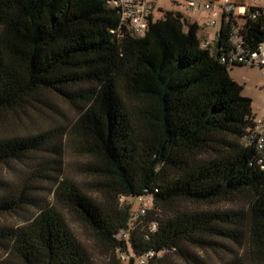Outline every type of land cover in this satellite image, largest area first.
<instances>
[{
    "label": "trees",
    "instance_id": "16d2710c",
    "mask_svg": "<svg viewBox=\"0 0 264 264\" xmlns=\"http://www.w3.org/2000/svg\"><path fill=\"white\" fill-rule=\"evenodd\" d=\"M162 12L135 36L106 0H0V114L35 109L43 92L73 107L67 134L96 193L55 176L48 202L28 179L0 181V218H22L0 224V264H95L64 213L126 264L148 251L152 264H175L171 255L186 264H264L252 101L220 61L230 26L221 21L215 44L202 48L195 23ZM245 28L251 46L264 41L259 23ZM57 136L0 137V165L58 154ZM139 196L151 204L134 218L130 199ZM223 243L241 246L244 258L194 255Z\"/></svg>",
    "mask_w": 264,
    "mask_h": 264
},
{
    "label": "rangeland",
    "instance_id": "374dc122",
    "mask_svg": "<svg viewBox=\"0 0 264 264\" xmlns=\"http://www.w3.org/2000/svg\"><path fill=\"white\" fill-rule=\"evenodd\" d=\"M158 6L162 9H158ZM166 10L179 12L184 18H187L188 13H190L184 10L180 0H157L153 6V20L160 18L162 11ZM220 23L221 20L218 17L215 27L219 29ZM228 71L229 75L242 85L243 95L251 99L252 113L255 114V118H262L264 115V75L260 69L235 65L228 68ZM74 114L73 107L47 92H43L38 96L35 109L26 110L25 112L8 111L0 114V137L31 136L48 132L58 135L56 140L53 141L58 149V154L51 153V151H42L41 153L29 155L21 161L0 165V181L5 185H15L28 179L36 187L34 191L36 196L44 201L52 202L55 183L53 177H67L73 180L83 192L96 197V193H93L91 188L93 178L81 170V166L86 163L87 158L75 149L73 140L67 134ZM38 169L42 171V177H39ZM130 201L134 209L137 210L138 202L132 198ZM150 204L146 203V207L149 208ZM231 207V204L220 203L215 208L225 210ZM64 216L75 236L90 250L95 264H126L124 256L117 253H106L105 250L99 248L91 240L87 229L74 217L66 213H64ZM21 221L22 218L17 215L0 218V224H15ZM223 244L224 247L213 246L208 249H195L193 252L196 258L207 263L219 262L233 255L244 258V249L241 246ZM244 260L247 261V259ZM171 261L175 264H186L174 255H171Z\"/></svg>",
    "mask_w": 264,
    "mask_h": 264
},
{
    "label": "built area",
    "instance_id": "2783aa9c",
    "mask_svg": "<svg viewBox=\"0 0 264 264\" xmlns=\"http://www.w3.org/2000/svg\"><path fill=\"white\" fill-rule=\"evenodd\" d=\"M184 9L197 12L200 8L208 13L205 19V26L212 27L217 24V18L229 24V47L221 54L220 61L227 66L257 67L264 75V41L251 46L246 38V26L248 23L257 22L264 30V0H247L242 5H236L230 0H217L216 10H213L211 3L203 0H180ZM106 3L118 10L120 23L127 31L135 36H142L147 30L148 21L153 15V0H106ZM114 32V31H112ZM218 35V34H217ZM217 38V36H216ZM210 42L202 41L201 47L207 48ZM255 138V145L260 153L258 163L264 169V115L255 120L250 139ZM136 201L139 206L135 210L134 218L142 215L146 209V203H150L148 196H139ZM155 227L152 226V229ZM126 235L120 231L118 238H125ZM124 256L123 254H120ZM154 252L148 251L139 257L138 264H152ZM125 258V256H124Z\"/></svg>",
    "mask_w": 264,
    "mask_h": 264
},
{
    "label": "crops",
    "instance_id": "0c3cea01",
    "mask_svg": "<svg viewBox=\"0 0 264 264\" xmlns=\"http://www.w3.org/2000/svg\"><path fill=\"white\" fill-rule=\"evenodd\" d=\"M156 1L157 0H153V6L155 5ZM203 1L211 3L212 4L211 7L213 8V10H216L215 2L217 0H203ZM230 1L236 5H242V4L246 3L247 0H230ZM158 9H162V8L161 7L159 8V6H158ZM184 10H186L187 12H190V13H188V15H187L188 17L186 19L192 23H195L198 26L199 38L202 40L210 42V45L213 46L216 42V36L218 34L219 29L215 26H212V27L205 26L204 23H205L206 17L208 16V13L206 11L202 10L201 8L197 12H193V11H190L187 9H184ZM152 15H153V13H152ZM218 17H220V16H218ZM253 115L255 118V114H253ZM255 120H257V119L255 118Z\"/></svg>",
    "mask_w": 264,
    "mask_h": 264
}]
</instances>
